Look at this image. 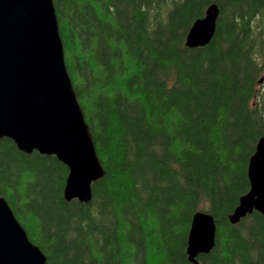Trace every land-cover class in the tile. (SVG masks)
I'll use <instances>...</instances> for the list:
<instances>
[{
    "label": "trees",
    "instance_id": "1",
    "mask_svg": "<svg viewBox=\"0 0 264 264\" xmlns=\"http://www.w3.org/2000/svg\"><path fill=\"white\" fill-rule=\"evenodd\" d=\"M203 47L185 46L209 4ZM67 72L104 177L66 202L67 168L0 139V196L46 264H192L193 215L216 224L199 264H264V216L230 224L264 136V0H53Z\"/></svg>",
    "mask_w": 264,
    "mask_h": 264
},
{
    "label": "water",
    "instance_id": "2",
    "mask_svg": "<svg viewBox=\"0 0 264 264\" xmlns=\"http://www.w3.org/2000/svg\"><path fill=\"white\" fill-rule=\"evenodd\" d=\"M219 8L211 3L190 26L185 46H206L214 36ZM27 155L54 156L67 168L63 200L87 204L92 185L105 174L89 125L67 72L53 0H0V139ZM249 190L228 216L234 225L252 212L264 216V136L247 166ZM212 215L196 212L186 244L187 260L215 244ZM0 264H46L5 198L0 196Z\"/></svg>",
    "mask_w": 264,
    "mask_h": 264
},
{
    "label": "rangeland",
    "instance_id": "3",
    "mask_svg": "<svg viewBox=\"0 0 264 264\" xmlns=\"http://www.w3.org/2000/svg\"><path fill=\"white\" fill-rule=\"evenodd\" d=\"M263 77H264V74H263Z\"/></svg>",
    "mask_w": 264,
    "mask_h": 264
}]
</instances>
